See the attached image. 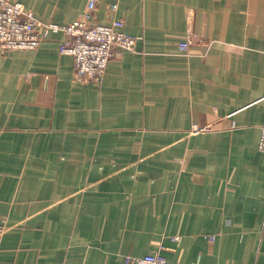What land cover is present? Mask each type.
I'll return each mask as SVG.
<instances>
[{
    "label": "crops",
    "instance_id": "0c3cea01",
    "mask_svg": "<svg viewBox=\"0 0 264 264\" xmlns=\"http://www.w3.org/2000/svg\"><path fill=\"white\" fill-rule=\"evenodd\" d=\"M19 1L66 24L89 0ZM113 18L141 38L102 84L63 32L0 54V264H264V0H100Z\"/></svg>",
    "mask_w": 264,
    "mask_h": 264
},
{
    "label": "built area",
    "instance_id": "2783aa9c",
    "mask_svg": "<svg viewBox=\"0 0 264 264\" xmlns=\"http://www.w3.org/2000/svg\"><path fill=\"white\" fill-rule=\"evenodd\" d=\"M100 0H89L84 17L61 24L43 21L32 9L19 0H0V54L10 50H35L53 33H65L60 51L74 58L75 77L79 81L102 84L110 61L116 55L135 48L141 38L124 30L125 22L113 18L109 23L93 22ZM202 50L211 47V40L189 33L179 43L181 51L191 53L195 45ZM208 130V128L196 129ZM258 148L264 152V127ZM5 232L0 228V236ZM214 241L215 235L210 236ZM126 264H177L161 253L126 256Z\"/></svg>",
    "mask_w": 264,
    "mask_h": 264
}]
</instances>
